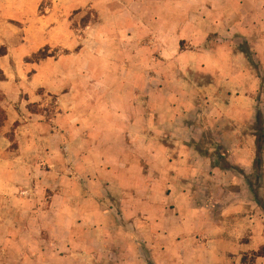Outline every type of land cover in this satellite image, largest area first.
<instances>
[{
  "label": "crops",
  "instance_id": "obj_1",
  "mask_svg": "<svg viewBox=\"0 0 264 264\" xmlns=\"http://www.w3.org/2000/svg\"><path fill=\"white\" fill-rule=\"evenodd\" d=\"M156 6L177 9L175 19L163 10L148 15L149 21L178 24L173 45L156 48L162 75L169 66L177 69L176 89L167 77L155 88L152 78L139 84L138 70L153 67L149 49L144 66L134 57L130 77L105 82V94L98 96L89 93L87 48L49 62L47 73L46 59L26 60L41 48L40 31L28 20L15 26L7 8L1 9L0 46L8 52L0 56L1 105L7 112L0 129V198H14L17 209L24 204L18 194L22 173L36 163L27 153L44 151L38 144L62 132L67 153L59 167L70 163L74 174L34 181L57 190L45 211L63 220L54 218L48 228L67 233L73 253L67 259L242 264L245 255L264 247V146L262 169H256L258 120L264 122V0H155L151 7ZM185 8H194L192 15ZM52 33L66 36L57 27ZM241 44L249 50L235 47ZM102 67L109 70L110 64ZM78 71L84 75L79 81L72 77ZM47 96L56 97L63 118L58 113L50 130L40 123L44 133L37 134L36 114L30 113L31 121L17 130L19 146L10 150L9 128L23 121L28 104L46 102ZM56 127L60 133H53ZM61 146L52 144L53 151ZM42 206L36 204L38 213ZM256 264H264V255Z\"/></svg>",
  "mask_w": 264,
  "mask_h": 264
},
{
  "label": "rangeland",
  "instance_id": "obj_2",
  "mask_svg": "<svg viewBox=\"0 0 264 264\" xmlns=\"http://www.w3.org/2000/svg\"><path fill=\"white\" fill-rule=\"evenodd\" d=\"M154 1L0 0V11L5 6L9 22L18 27H24L25 23H19V21L24 20L23 22H26L28 20L34 24L35 31H40L41 38L38 39L36 36V47L41 45L39 51L45 49L44 54L48 56L37 62L47 60L48 65L45 67L47 73L50 69L49 62L59 59L63 54L77 53L79 55L82 47L87 48L90 62L88 72L89 93L92 96H98L105 94V82L130 77L134 57L138 67L144 66V53L149 49L153 51L155 58L153 67L147 71L138 70L137 79L141 81L139 84L143 86L142 81L146 78H152L155 88L160 85L162 79L167 77L171 82V87L176 89V80L180 77L177 69L175 66H169L166 73L163 71L162 75L159 66L161 56L156 53V48L160 43L165 42L173 45L178 24L173 21L165 23L149 21L148 15L154 12L160 14L163 10L170 17L174 15L173 19H175L177 9L176 7H151ZM193 10L194 8H185V15L188 12L192 15ZM182 25L186 26L187 24ZM54 27L62 30L66 36L60 39L58 35H54L52 33ZM159 34H164L168 39H160ZM12 42L15 43V40ZM181 46L184 47L183 44ZM235 47L249 50L246 44ZM32 58L33 56L26 58V60L34 61ZM13 63L17 68V62L13 61ZM105 63L110 64L109 70H104L102 67ZM61 66L57 72L59 74L64 73L66 63H62ZM31 74L30 72L28 77ZM68 75L70 74L68 73ZM72 77L79 81L81 77L84 78V75L81 76L80 71H78L77 73L74 72ZM182 77L192 78V74L187 73L186 75L182 72ZM139 84L138 88L142 87ZM112 90L113 88H110L106 93H111ZM23 96L26 97V95ZM46 99V102L28 104L24 109L26 112L22 111V122L24 123L18 121L17 126L14 124L9 128L7 138L11 143L10 150L13 151L19 146L17 130L20 126L25 125L26 121H31V119L28 120V117L32 118L30 113L36 114L34 132L37 134L44 133L40 123L50 130L47 125L54 122L53 120L57 118L58 113H61L62 115L59 116L63 118L65 111L60 109L56 103V97L49 98L47 96ZM3 101L0 100V106H2ZM17 109L19 110V108ZM53 126L55 127V125ZM28 129L33 128L30 126V128L25 129V142L30 144L32 140L28 134L32 131L28 132ZM52 131L53 133L61 132L59 127L52 129ZM59 138H63L62 132L50 142H38L44 151L27 153V157L36 160V163L26 167L22 173L25 179L21 183L22 186L19 188L18 194L24 197V204L19 205V209H17L15 205H11L15 201L14 198H0V264H75L74 260L67 259L68 255L73 254L68 249L69 246H66L65 236L67 233L64 230H50L48 228V222L54 218L57 219V222L63 221L60 216H51L45 211L51 201L49 197L57 190H51L45 185L39 187L34 181L36 177L42 179L49 176L74 174V171L70 170V163L68 169L62 168L60 170L59 165H63L62 161H64L67 152L63 147V141H59ZM54 143H61V149L53 151L52 144ZM32 192L35 193L33 197L36 201L31 200ZM36 204L43 205L42 212L36 211ZM10 207L18 210V213H14L13 210L10 213ZM76 233L80 235L82 232L78 230ZM77 250L76 248L75 254H77Z\"/></svg>",
  "mask_w": 264,
  "mask_h": 264
},
{
  "label": "trees",
  "instance_id": "obj_3",
  "mask_svg": "<svg viewBox=\"0 0 264 264\" xmlns=\"http://www.w3.org/2000/svg\"><path fill=\"white\" fill-rule=\"evenodd\" d=\"M44 50H40L36 54L33 55V60L38 61L42 58H46L48 55L44 54ZM8 52L6 46H0V56L6 55ZM249 56V55H248ZM0 100H4V95L0 94ZM7 120V112L6 110L0 106V127L4 125V123ZM258 134H257V160H256V169L257 171H261L262 169V149L264 146V122H262L261 119L258 120ZM15 125H18V122L15 123ZM264 255V247H262L259 251L249 255H245L242 260V264H256V258L259 256Z\"/></svg>",
  "mask_w": 264,
  "mask_h": 264
}]
</instances>
